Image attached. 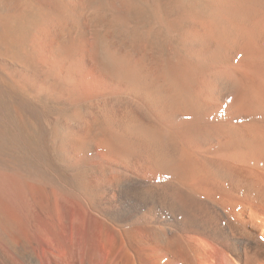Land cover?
I'll use <instances>...</instances> for the list:
<instances>
[{
	"label": "bare ground",
	"instance_id": "1",
	"mask_svg": "<svg viewBox=\"0 0 264 264\" xmlns=\"http://www.w3.org/2000/svg\"><path fill=\"white\" fill-rule=\"evenodd\" d=\"M98 8V36L22 30L18 89L80 113L50 134L66 183L5 174L2 261L264 264V0Z\"/></svg>",
	"mask_w": 264,
	"mask_h": 264
},
{
	"label": "rangeland",
	"instance_id": "2",
	"mask_svg": "<svg viewBox=\"0 0 264 264\" xmlns=\"http://www.w3.org/2000/svg\"><path fill=\"white\" fill-rule=\"evenodd\" d=\"M98 1L0 0L1 201L3 199L4 178L7 173H13L12 175L16 173V175H20L22 173L24 177L39 175L45 177L51 183L64 184L67 182V175L59 165L60 161L56 146L51 141L50 134L55 121L57 123L62 118H74L80 113L75 108L69 107L59 101L57 102L54 99L51 100V98L41 97L37 100L31 99L18 89L15 80L20 73V68L23 66L22 62L26 63L25 65L31 69L35 67L33 65L34 58L29 53L26 56L22 54V30L27 28V33L33 31V28L29 24L30 17L33 14L38 16L39 29L42 30L52 25L55 28L58 27L57 30L59 31L56 30L57 35L55 34V37L59 36V39H57L61 43L67 42L69 38L72 39L73 37L98 36L101 31V26H99V21L97 20L98 7H100L101 0L100 2ZM26 7L28 10L26 18H24L22 16V9ZM65 12L67 13L65 14ZM69 22L70 24H68ZM37 70L41 72V70ZM2 236L1 234L0 248L3 250L4 255L6 254V257H9V259L11 257L12 259L10 260L16 262L18 259L17 253L8 248V245L6 247ZM0 262L1 264H6L2 261L1 256Z\"/></svg>",
	"mask_w": 264,
	"mask_h": 264
}]
</instances>
